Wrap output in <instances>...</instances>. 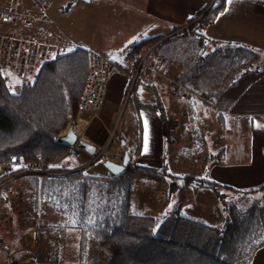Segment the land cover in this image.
<instances>
[{
    "label": "trees",
    "instance_id": "obj_1",
    "mask_svg": "<svg viewBox=\"0 0 264 264\" xmlns=\"http://www.w3.org/2000/svg\"><path fill=\"white\" fill-rule=\"evenodd\" d=\"M224 1L203 9L196 15L199 18L188 19L184 27L173 25L172 31L176 32L158 43L159 53L181 64L185 85L211 102L238 78L257 72L264 65L263 50L240 42L202 52L209 42H215L204 35V27L223 9ZM143 44L131 46L129 54L136 59ZM88 53L77 47L44 63L34 84L18 94L9 91L0 77V162L17 156L25 161L40 159L54 169L62 167L69 154L68 145L59 142L57 136L77 117ZM148 87L152 102L140 98L136 80L127 97L136 125L133 154L140 148L138 111L157 115L162 123H168L157 86L148 82ZM199 104L194 99L188 101L190 117L182 124V128H187L190 123L195 135ZM217 120L221 124L225 121L221 113ZM193 150L196 152L197 146ZM224 154L222 145L215 152L204 154L200 176L174 174L165 162L161 167L137 164L129 154L130 161L118 176H87L78 169L51 180L35 174L19 177H23L30 187L28 192L35 198L37 192L51 189L52 196L62 197L69 209L75 208L81 225V255L90 252L89 264H249L252 252L264 244V202L240 211L230 199L233 195L261 191L264 183L241 190L210 179L208 167L222 162ZM105 159L101 155L97 160ZM136 179L165 183L170 192L187 187L192 191L207 189L224 214L223 223L211 225L178 209L161 217L132 213L130 193ZM88 244L90 249L86 248Z\"/></svg>",
    "mask_w": 264,
    "mask_h": 264
},
{
    "label": "crops",
    "instance_id": "obj_2",
    "mask_svg": "<svg viewBox=\"0 0 264 264\" xmlns=\"http://www.w3.org/2000/svg\"><path fill=\"white\" fill-rule=\"evenodd\" d=\"M56 1L53 0L51 3ZM209 2L210 0H89L88 2L76 0L75 3L72 0L67 1L62 11L67 13L71 9H76L81 17L76 32H72L74 36L70 40L72 47L69 50L80 47L88 52L93 51L119 66V70L113 73L106 84L105 96L101 101L98 116L87 117L82 114L78 117V125L75 126L79 137L92 144L96 152L107 145L110 132L113 130L114 140L108 143L103 153L106 159L121 162L122 157L116 156V153L120 152L123 156L126 150L133 155L134 163L142 165L161 167L165 162L172 167L173 160H178L174 159L172 153L168 154L171 148V144L167 142L169 132H164V123L157 115L144 110L138 111L141 138L137 154H133L136 146V125L132 108L127 105L117 120L119 108L122 103L127 104L128 93L133 84L132 76L136 59L129 54V50L135 44L144 43L142 45L144 46L155 41L156 37H160L158 40L161 41L172 35L176 32V30L172 31L173 25L186 26L184 23L194 16L195 19L198 18L200 15H196L206 9ZM69 23L71 24L72 21L70 20ZM14 31L20 34L18 30ZM203 33L208 39L215 41L216 45L224 46L229 42H240L264 51V0H225L223 9L204 27ZM157 47L158 44L154 52ZM139 92L142 96L141 91ZM151 97L149 96L152 100ZM161 98L167 114L170 98L168 96ZM212 107L216 111V117L221 113L226 121L227 118L246 120L249 136L245 143H242L245 146L233 150L225 147L223 161L208 167V177L241 190L263 184L264 65L259 71L241 76L233 85L221 91L214 98ZM254 124L258 125L254 126ZM146 137L147 151H145ZM92 158L93 155L80 149L74 155H68L61 165L82 169L87 176H111L101 160L96 165L95 174L85 172L83 168L89 162H93ZM18 181L21 183L17 193H20V204L25 208L17 211L18 213L12 212V215L10 213L9 224L6 229L0 231V239L9 245L8 250L0 253V260L13 256L14 264H89L87 259L90 252L80 255L81 225L75 208L69 209L62 197L52 196L51 189L42 193L37 192L35 198L28 192L30 187L24 182L23 177H17L7 185L10 186ZM7 185L1 189L0 201L10 203L13 207L15 199L12 187L7 190ZM46 209L51 210V215L57 220H74L70 225L57 226L60 232L56 242L44 243L45 237L39 239L43 223L23 224L28 217L27 212L33 213L37 219L44 217ZM130 209L132 213L155 217L178 209L182 214L201 218L206 223H208L206 217L216 215V211L221 212L222 217V211L219 210L212 194L204 189L193 192L184 188L180 192H170L165 183L143 179H136L132 184ZM221 221L223 223V219ZM219 223L208 224L219 225ZM47 235L51 237L49 228ZM80 257L85 260L79 263ZM249 264H264V244L252 252Z\"/></svg>",
    "mask_w": 264,
    "mask_h": 264
},
{
    "label": "rangeland",
    "instance_id": "obj_3",
    "mask_svg": "<svg viewBox=\"0 0 264 264\" xmlns=\"http://www.w3.org/2000/svg\"><path fill=\"white\" fill-rule=\"evenodd\" d=\"M67 1L69 0H57L56 3L50 2L51 3L50 8L48 7L49 8L48 10L50 13V15L48 13L49 18L45 21H42V20L40 21L37 18V11L31 6L29 0H19L16 4H13L12 0H0V9H7V8L15 7L20 14L19 22L14 26L0 23V32H6V31H11V30L14 31L16 29L20 32V34H23V35L27 34L33 37L44 39V40H53V41L59 42L65 45L67 49L69 50L72 47L70 45V40L74 36L72 32L74 33L76 32V29H77V26L79 25V21L81 20V17L78 15L79 13L77 12L78 10L76 9H71L67 13L62 11V8L67 3ZM72 1H74L75 3L76 0H72ZM209 3L207 4L206 9L208 8ZM83 17H84V14H83ZM70 20L72 21L71 24L69 23ZM213 44H214L213 42H209L207 46L202 50V52L208 53L214 48L220 47V45L214 46ZM225 46L226 45L224 46L221 45V48ZM160 48L161 47L158 46L155 51L154 73L151 74L149 77L136 78L135 79L136 80V90L138 92L141 91L142 96H140V92H139V96L142 100L146 102H152L153 96L150 92V88L148 87V82H149L157 86L156 87L157 92L159 93L160 97L163 96V98H166V96H168L170 98V102L168 101L169 102L168 105H170V108H168V113H167L168 127H169V124L171 123L170 112L173 109L174 110L177 109L179 106L178 98H175L171 94L170 81H171V84H173V86L175 84L181 85L182 87L188 90H191L193 93L195 92L185 85L184 79H181V68H182L181 64L177 60L165 57L163 56V54L159 53L158 50ZM180 91H182V89H180ZM195 95H196L195 97L193 96L188 101L194 99V100L199 101L200 103L199 106L196 107V110H197L196 116L198 119L197 134L195 135L194 132L192 131L190 123H188L187 128H182V124H184V122L189 120L190 111L188 114L189 115L188 118L186 117L183 118V116L180 115L181 123H180V128L178 132H174V130H171L170 127L168 128L169 133H168L167 140H170V141H167V142L168 144H171V148L168 150V154L172 153V156H174V159L177 158L178 160H173L174 163L171 164L172 167H169L168 165L167 166L174 174H178V175H182L185 173L192 174L195 176L202 175L203 169H202L201 161L203 159L204 154H208L209 152L210 153L215 152L220 147V145L224 147V150H225V147L231 150L236 149L239 146L242 147V145H244L242 143H245L244 141H246L247 137L249 136V126L246 120L244 119H240V120L234 119L233 120L231 118H227V121L224 119L225 120L224 123L221 124L217 120L216 111L212 107V102L209 100V98L205 96L204 94L199 95L195 93ZM149 96H152L151 97L152 100L149 98ZM126 108H127V104L123 105L122 103L118 111L119 115H118L117 120H119V118L123 114L122 112L123 109L125 111ZM257 125L258 124H254V126H257ZM110 133L111 134L109 135L107 145L108 143L112 142V140H114L113 130ZM190 138H193L191 142L189 140ZM115 142L117 143V140H115ZM107 145H105V147L99 151L101 152L100 155L97 152H96L97 154L93 155V158H92L93 162L92 163L89 162L83 168L85 172L91 173V174H95L97 172L96 165H98L99 163L97 159L101 155H103L105 149L107 148ZM195 146H197L198 148L196 152H194L193 150ZM120 154L121 153L119 152V155L116 154V156L120 157ZM94 161H97V162L94 163ZM65 167H68V166L65 165ZM20 183L21 181H18L10 186L7 185V188H6L7 190L9 189V187L10 188L12 187L11 190L13 192L15 204L12 207L10 203H5L4 201H1L2 208L0 209V231L3 229H6V226L9 224L10 217L13 213L14 214L18 213L17 211H19L22 208H25L24 206L22 207L20 204L21 202L20 193H17V189L18 187H20L19 186ZM187 189H190V188L187 187ZM201 190L203 189H200L198 191H201ZM204 190L208 191L207 189H204ZM180 191H176V192H180ZM198 191H193V192H198ZM230 200L234 202L237 209L240 211L245 210L246 208L254 204L258 206L264 202V189H262L261 191L255 192V193L247 194V195H244V194L233 195ZM214 201L216 202L215 199ZM218 208L221 211L219 205H218ZM220 213H217L216 211V215L211 214L212 216H207L206 217L207 222L208 223L210 222L219 223L220 222L219 225L222 224L221 219H223L224 214H222V217H221ZM51 214H52V211L51 210L49 211L46 209L44 213V217L46 218L41 217V218L35 219V215L33 213L27 212L28 217L26 218L25 222H23V224H26V225L34 223V222L43 223V226L41 227L42 229H40L41 231L39 234V239L42 240L43 237H45L43 241L44 243L46 241L56 242L55 240H57V236L60 232L59 227L57 226H62L63 224L70 225L74 222V220H71V219L57 220ZM164 215H166V213ZM161 216L163 215H160L157 217H161ZM201 220L204 221L203 219ZM48 228H49V232L51 234L52 239L50 235L46 236ZM80 238H81V232H80ZM89 246L90 245L88 244L86 248L90 249ZM80 255H81V249H80ZM83 260L85 259H81L80 257L79 263L82 262ZM87 261H89V259H87Z\"/></svg>",
    "mask_w": 264,
    "mask_h": 264
},
{
    "label": "built area",
    "instance_id": "obj_4",
    "mask_svg": "<svg viewBox=\"0 0 264 264\" xmlns=\"http://www.w3.org/2000/svg\"><path fill=\"white\" fill-rule=\"evenodd\" d=\"M31 6L37 11L39 20H47V8L53 0H29ZM221 0H210L208 7ZM16 4L18 0H12ZM19 12L15 7L0 9V23L14 26L19 22ZM159 41L155 40L142 46L136 57L132 83L138 77H149L154 73V48ZM68 49L50 40H44L33 36L20 35L15 31L0 32V77L5 82L6 88L15 93L31 87L39 69L48 61L56 59L65 54ZM119 66L96 52L88 53V68L83 82L82 94L77 104V118L72 121L78 125V117L82 114L87 117H97L100 104L105 96L106 84ZM171 94L178 98L179 106L170 112L171 123L169 127L174 132L180 128V115L189 117L188 100L195 97V93L181 85L171 84ZM182 89V91H180ZM79 135V134H78ZM193 138H190V142ZM68 145V153L74 155L80 150L77 144ZM119 155V153H116ZM77 169L62 166L58 169L52 168L47 162L40 159L25 161L22 157L10 156L4 162H0V200L1 189L18 176L24 174H35L47 179L63 178ZM2 208L0 201V209ZM9 245L0 239V253L8 250ZM15 258L1 259L0 264H14Z\"/></svg>",
    "mask_w": 264,
    "mask_h": 264
},
{
    "label": "water",
    "instance_id": "obj_5",
    "mask_svg": "<svg viewBox=\"0 0 264 264\" xmlns=\"http://www.w3.org/2000/svg\"><path fill=\"white\" fill-rule=\"evenodd\" d=\"M82 1L88 2L89 0H82ZM164 132L168 133L167 124H164ZM77 139H78L77 144L82 150H85L91 155H95L97 153L100 155L101 152L96 153V148L92 144L79 137L72 122L68 124L67 129L64 133L57 136V140L65 145L74 144ZM129 161H130L129 153L128 151L125 150L123 152L121 162H115L109 159H105L102 163L104 167L110 172L111 175L118 176L124 171V168L129 163Z\"/></svg>",
    "mask_w": 264,
    "mask_h": 264
},
{
    "label": "snow or ice",
    "instance_id": "obj_6",
    "mask_svg": "<svg viewBox=\"0 0 264 264\" xmlns=\"http://www.w3.org/2000/svg\"><path fill=\"white\" fill-rule=\"evenodd\" d=\"M145 151H147V137L145 138Z\"/></svg>",
    "mask_w": 264,
    "mask_h": 264
},
{
    "label": "flooded vegetation",
    "instance_id": "obj_7",
    "mask_svg": "<svg viewBox=\"0 0 264 264\" xmlns=\"http://www.w3.org/2000/svg\"><path fill=\"white\" fill-rule=\"evenodd\" d=\"M120 157H122V155L120 154Z\"/></svg>",
    "mask_w": 264,
    "mask_h": 264
}]
</instances>
